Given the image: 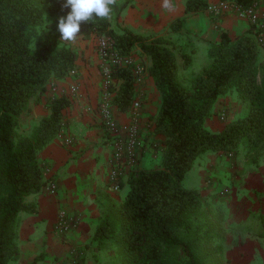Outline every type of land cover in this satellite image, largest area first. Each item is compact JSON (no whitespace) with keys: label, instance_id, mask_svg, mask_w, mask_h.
Masks as SVG:
<instances>
[{"label":"trees","instance_id":"trees-1","mask_svg":"<svg viewBox=\"0 0 264 264\" xmlns=\"http://www.w3.org/2000/svg\"><path fill=\"white\" fill-rule=\"evenodd\" d=\"M65 3L0 0V264L19 259V215L37 213V203L27 198L45 184L38 155L58 135L62 111L70 105L65 96L54 99L49 116L39 121L32 137L16 138L27 106L38 101L50 81L66 78L75 68L77 53L46 22V16L66 17L71 9ZM207 6L206 0H189L185 13ZM182 22L174 20L170 29L180 30ZM79 33L85 40L108 37L119 55L129 56L137 48L148 57V75L160 95L152 134L163 138L160 167L129 173L121 205L98 224L91 243L98 248L113 243L122 264H203L197 254L200 236L192 220L201 209V199L197 192L182 188L181 182L206 152L233 155L241 145L248 154L264 149V63L253 29L234 40L222 34L208 50L211 63L188 88L177 81L176 54L169 40L111 29L108 19L82 23ZM181 57L188 66L189 55ZM111 77L117 84L112 104L127 113L135 98L132 70L119 68ZM228 93L246 104L247 113L213 132L206 123L215 103Z\"/></svg>","mask_w":264,"mask_h":264},{"label":"crops","instance_id":"crops-1","mask_svg":"<svg viewBox=\"0 0 264 264\" xmlns=\"http://www.w3.org/2000/svg\"><path fill=\"white\" fill-rule=\"evenodd\" d=\"M117 1H121L117 23L121 27L119 29H127L140 36H162L171 39V48L176 54L177 72L181 69L185 72L191 67L196 49L207 50L211 45L218 44L222 34L234 40L251 29L247 20L237 18L233 14H222L216 18L209 16L205 11L186 14L185 7L189 0H171L174 9L172 11L162 8L163 0ZM218 1L206 0V3L209 5ZM259 12L264 15V0H259ZM176 19H183V22L180 30L173 31L170 24ZM74 51L76 52L75 49ZM182 53L190 57L187 68H183ZM178 56L180 62L177 60ZM140 57L141 55L138 59ZM142 57L146 58L145 55ZM145 60L146 72L142 93V122L145 131L138 151L137 169H158V166L152 168L151 165L161 160L163 152V138L152 134L153 124L160 109V95L148 75L149 59ZM210 63V58L209 61L205 59L203 68ZM74 69L75 76L50 81L38 101L33 100L24 111L28 114L27 111L31 110L30 119L36 121L37 126L41 119L49 116L54 99L67 97L70 105L62 111L61 124L66 135L72 137V144L65 146L61 138L56 136L38 155L45 184L38 194L27 198V202L37 203V213L19 215V259L13 264H58L63 255L66 259L63 264H72L74 258L81 257L87 261L86 264H98L93 262L91 257L102 252L105 255L112 250L104 245L98 248L94 244H88L103 218L121 205L128 190L126 180L129 174L123 176L118 191L110 188L108 175L113 149L111 137L94 113L101 92V76L98 55L90 44L84 43L83 48L78 51ZM50 86H53L54 92L49 89ZM72 86L77 87L76 93L70 92ZM114 96L115 91L112 99ZM219 102L220 99L218 104ZM112 110L119 123L129 122L128 114L119 112L114 104ZM215 156L219 158L215 160L211 156L213 163L210 165L214 169L221 158L219 154ZM50 183L56 185L53 192L48 190ZM61 210L78 218V225L62 238L55 230L57 214ZM112 221L113 224H118L117 218ZM110 252L106 256L115 257L117 250Z\"/></svg>","mask_w":264,"mask_h":264},{"label":"rangeland","instance_id":"rangeland-1","mask_svg":"<svg viewBox=\"0 0 264 264\" xmlns=\"http://www.w3.org/2000/svg\"><path fill=\"white\" fill-rule=\"evenodd\" d=\"M120 3L121 1H117L112 6L108 18L111 29L120 27L117 24L121 12ZM58 21L55 17L46 16V22L52 23L57 30ZM162 38L171 42L170 38ZM62 43L72 50L75 49L76 53L83 48L84 43L90 44L96 50L95 36L85 40L78 34L75 43L69 44L63 41ZM208 50L209 48L196 49L191 67L185 72L182 69L177 72L179 84L190 87L193 78L205 66V59L209 61ZM132 53L130 56L134 57L146 72L145 59L148 57H142L143 54L137 48H134ZM259 57L264 63V45H259ZM177 60L181 61L179 56ZM183 68H187L184 66V61ZM219 103L217 101L213 106V114L206 123L207 128L213 132L222 130L228 122L247 113L246 104L242 103L234 93L221 97ZM27 112L28 114L24 112L22 117L20 116L16 131L17 139L32 137L36 128V121L30 119L31 110ZM215 155L217 153L213 152L201 155L181 182L182 188L197 192L201 199L200 211L192 216L197 226V235L200 236L197 254L203 264H264V149L258 154H248L245 146L241 145L236 154H219L221 158L214 169L210 165L213 163L211 156L215 160L219 158ZM161 161L154 162L151 167H160ZM114 225L118 226V224ZM88 245L93 246V243L89 242ZM104 246L112 249L106 252L107 255L116 249L113 243H106ZM102 253H99L98 257L94 254L91 260L98 264H122L117 252L115 257H107ZM74 259L75 264L87 262L83 257ZM65 261L63 255L58 264H63Z\"/></svg>","mask_w":264,"mask_h":264},{"label":"built area","instance_id":"built-area-1","mask_svg":"<svg viewBox=\"0 0 264 264\" xmlns=\"http://www.w3.org/2000/svg\"><path fill=\"white\" fill-rule=\"evenodd\" d=\"M209 16L216 18L222 14H233L237 18L247 20L250 23L259 45H264V15L259 12V0H252L249 4H243L235 0H219L215 4H209L204 10ZM96 53L99 59V71L101 76V92L99 102L94 113L100 125L111 137L112 156L110 159L109 181L113 191L120 189L123 176L137 170L138 151L141 147L142 134L145 125L142 122V96L144 87L145 70L132 56L119 55L113 47L112 41L105 36H95ZM130 67L134 80L135 98L127 112L128 123H119L112 110V95L117 84L111 77L112 72L119 68ZM75 69L69 71L68 76H75ZM49 89L54 92L53 86ZM114 89V90H112ZM77 87L72 86L71 93H76ZM92 111V109H88ZM65 146L72 144V137L66 135L63 125L57 135ZM56 185L50 183L48 190L55 191ZM78 225V218L61 210L57 214L55 230L61 237L73 230ZM76 260L73 259L72 264Z\"/></svg>","mask_w":264,"mask_h":264},{"label":"clouds","instance_id":"clouds-1","mask_svg":"<svg viewBox=\"0 0 264 264\" xmlns=\"http://www.w3.org/2000/svg\"><path fill=\"white\" fill-rule=\"evenodd\" d=\"M116 3L117 0H66L64 7H70L71 11L58 21L60 41L69 44L75 43L82 23L108 19L112 12V6ZM162 8L168 11L174 10L171 0H163Z\"/></svg>","mask_w":264,"mask_h":264}]
</instances>
